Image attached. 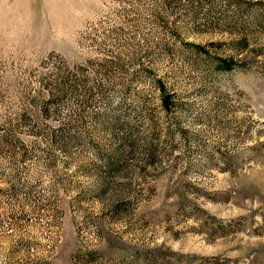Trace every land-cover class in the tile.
Returning a JSON list of instances; mask_svg holds the SVG:
<instances>
[{
    "label": "rangeland",
    "instance_id": "1",
    "mask_svg": "<svg viewBox=\"0 0 264 264\" xmlns=\"http://www.w3.org/2000/svg\"><path fill=\"white\" fill-rule=\"evenodd\" d=\"M0 264H264V0H0Z\"/></svg>",
    "mask_w": 264,
    "mask_h": 264
},
{
    "label": "trees",
    "instance_id": "2",
    "mask_svg": "<svg viewBox=\"0 0 264 264\" xmlns=\"http://www.w3.org/2000/svg\"><path fill=\"white\" fill-rule=\"evenodd\" d=\"M224 66L229 69L231 65H228L227 63H225ZM161 90H162V88H161ZM161 95H162V103L164 104V106H168V103H167L168 102V95L165 94L163 92V90L161 91Z\"/></svg>",
    "mask_w": 264,
    "mask_h": 264
}]
</instances>
